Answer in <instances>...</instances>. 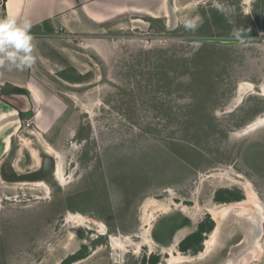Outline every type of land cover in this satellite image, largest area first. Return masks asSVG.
<instances>
[{
    "label": "rangeland",
    "instance_id": "1",
    "mask_svg": "<svg viewBox=\"0 0 264 264\" xmlns=\"http://www.w3.org/2000/svg\"><path fill=\"white\" fill-rule=\"evenodd\" d=\"M151 6L48 27L66 58L0 122V264H264V0Z\"/></svg>",
    "mask_w": 264,
    "mask_h": 264
},
{
    "label": "crops",
    "instance_id": "2",
    "mask_svg": "<svg viewBox=\"0 0 264 264\" xmlns=\"http://www.w3.org/2000/svg\"><path fill=\"white\" fill-rule=\"evenodd\" d=\"M5 3L4 17L11 15L18 21L28 19L32 23L31 34L34 37L35 45L33 55L48 70L50 59L54 60V57L49 55L50 51L54 50L66 58L65 49L61 47L56 49L53 46L55 45L54 41L46 33L53 20L61 17L64 19L69 13V16L64 20L69 25L71 22H75L77 26H81L84 17L96 19V16H99L102 18L100 11H103L104 4L115 6L117 12L132 5L133 9L139 12L145 10L150 13L151 10H154L151 5H165L167 0H6ZM176 7L172 6V9L177 10ZM41 25H44L42 30L44 33L40 32L39 37L41 38L36 40L35 28L38 29ZM45 77V75L35 72V63L30 68L23 70L0 66V97L3 100L0 102V122L8 121L10 117L14 121L13 118L20 111L24 112L28 108L25 109V105H29L31 100L35 101V85L45 84ZM8 106H12V110H8L9 108H6Z\"/></svg>",
    "mask_w": 264,
    "mask_h": 264
},
{
    "label": "clouds",
    "instance_id": "3",
    "mask_svg": "<svg viewBox=\"0 0 264 264\" xmlns=\"http://www.w3.org/2000/svg\"><path fill=\"white\" fill-rule=\"evenodd\" d=\"M32 26L11 15L0 19V66L23 70L35 63Z\"/></svg>",
    "mask_w": 264,
    "mask_h": 264
},
{
    "label": "bare ground",
    "instance_id": "4",
    "mask_svg": "<svg viewBox=\"0 0 264 264\" xmlns=\"http://www.w3.org/2000/svg\"><path fill=\"white\" fill-rule=\"evenodd\" d=\"M262 123H264V117L262 118H257L253 123L249 124L246 127V130H249L250 128L254 127V126H258V125H262ZM36 153V152H35ZM62 170L59 168L58 171L56 172L57 177L59 180H63V175H62ZM252 190L247 191V196L245 199L238 201L237 203H227V204H223L218 208L215 209H210L208 210V212L211 214L212 218L214 220H216L218 226H216V228L210 233L209 238H207L205 240V250L204 253L207 252L208 250H210L212 243H214L215 241V237L219 231V227L222 221V218L226 215L229 214L228 211L230 210V208L232 206H243L245 208H249L250 205L251 206H260L261 207V203L258 202V199L256 196H254V193L251 192ZM80 217V216H79ZM69 219V218H68ZM174 247V246H173ZM212 249V248H211ZM174 250V248L172 249ZM173 256H176L175 253H171ZM203 254V253H202ZM179 255V254H178ZM181 259V258H180ZM90 264H109V262H107L106 260H94L92 261Z\"/></svg>",
    "mask_w": 264,
    "mask_h": 264
},
{
    "label": "built area",
    "instance_id": "5",
    "mask_svg": "<svg viewBox=\"0 0 264 264\" xmlns=\"http://www.w3.org/2000/svg\"><path fill=\"white\" fill-rule=\"evenodd\" d=\"M3 2H4V0H1V1H0V18H1V16H2L1 11L3 10V6H4ZM25 125H26L27 127H29V126L31 125V123H30V122H27V124H25Z\"/></svg>",
    "mask_w": 264,
    "mask_h": 264
},
{
    "label": "flooded vegetation",
    "instance_id": "6",
    "mask_svg": "<svg viewBox=\"0 0 264 264\" xmlns=\"http://www.w3.org/2000/svg\"><path fill=\"white\" fill-rule=\"evenodd\" d=\"M181 243H183V241H182ZM180 247H181V246H180Z\"/></svg>",
    "mask_w": 264,
    "mask_h": 264
},
{
    "label": "trees",
    "instance_id": "7",
    "mask_svg": "<svg viewBox=\"0 0 264 264\" xmlns=\"http://www.w3.org/2000/svg\"><path fill=\"white\" fill-rule=\"evenodd\" d=\"M212 223H214V222H212Z\"/></svg>",
    "mask_w": 264,
    "mask_h": 264
}]
</instances>
